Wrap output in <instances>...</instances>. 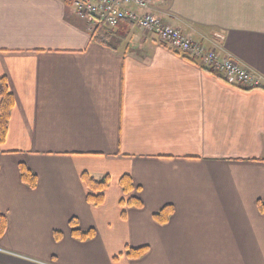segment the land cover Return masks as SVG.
<instances>
[{
  "label": "crops",
  "instance_id": "crops-1",
  "mask_svg": "<svg viewBox=\"0 0 264 264\" xmlns=\"http://www.w3.org/2000/svg\"><path fill=\"white\" fill-rule=\"evenodd\" d=\"M151 11L230 53L259 86L226 81L128 20L97 30L103 44L73 0H0V77L14 100L0 264H264V0H154ZM82 173L109 176L101 205L86 202ZM124 175L139 208L120 204ZM72 218L94 235L74 238Z\"/></svg>",
  "mask_w": 264,
  "mask_h": 264
},
{
  "label": "built area",
  "instance_id": "built-area-1",
  "mask_svg": "<svg viewBox=\"0 0 264 264\" xmlns=\"http://www.w3.org/2000/svg\"><path fill=\"white\" fill-rule=\"evenodd\" d=\"M154 0H73L74 12L80 18H93L107 28H114L119 21L128 20L147 32L155 34L172 50L197 61L206 70H212L228 82L242 88L259 86L254 72L243 66L230 53L221 54L194 41L180 28L162 20L151 11ZM132 2L140 11L127 8Z\"/></svg>",
  "mask_w": 264,
  "mask_h": 264
},
{
  "label": "trees",
  "instance_id": "trees-1",
  "mask_svg": "<svg viewBox=\"0 0 264 264\" xmlns=\"http://www.w3.org/2000/svg\"><path fill=\"white\" fill-rule=\"evenodd\" d=\"M102 26L107 29L106 26H104L102 23H99V26H97V28L92 32V37L97 41L105 44L107 43V30L104 32V34H102L101 37L96 34L97 30L102 31ZM208 71L214 73L212 70ZM13 105L14 100L11 92L8 89L7 81L5 77H0V144L5 141L8 130L9 118ZM18 171L20 179L23 183H25L30 188H34L36 186L37 177L35 173H33L25 164L19 163ZM81 179L87 189L86 202L92 206L101 205L104 201V192L109 186V176L104 175L101 178H94L87 173H82ZM118 184L122 190V193L128 196L127 198H123L120 200L121 205L138 208L142 206V202L140 199L130 195L131 191L134 189V185L129 176H122L119 179ZM258 208L259 211L264 213V203L259 202ZM171 212L172 208L170 206H165L164 208L156 212L153 217L159 223H164L168 220ZM69 224L71 225V235L76 239L86 240L94 235V231L92 229H89L87 231L80 230L78 228L77 221L74 218L70 219ZM5 227V216L0 213V236L4 233ZM142 251L143 249H137L129 251L127 253L132 256H137Z\"/></svg>",
  "mask_w": 264,
  "mask_h": 264
}]
</instances>
